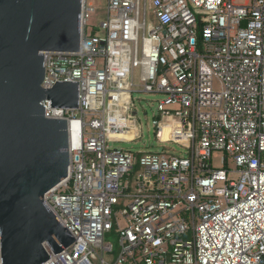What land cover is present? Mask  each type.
<instances>
[{
    "label": "built area",
    "instance_id": "2783aa9c",
    "mask_svg": "<svg viewBox=\"0 0 264 264\" xmlns=\"http://www.w3.org/2000/svg\"><path fill=\"white\" fill-rule=\"evenodd\" d=\"M236 1L105 0L94 28L83 0L78 52L44 54L41 87L78 82V108L41 103L66 120L70 156L44 201L75 240L43 264L263 263L264 0ZM135 75L164 95L156 140L185 157L109 146L139 137Z\"/></svg>",
    "mask_w": 264,
    "mask_h": 264
},
{
    "label": "water",
    "instance_id": "95a60500",
    "mask_svg": "<svg viewBox=\"0 0 264 264\" xmlns=\"http://www.w3.org/2000/svg\"><path fill=\"white\" fill-rule=\"evenodd\" d=\"M82 3L0 0L1 264H43L75 241L44 201L68 177L67 122L41 103L77 109L78 82L41 84L44 54L78 52Z\"/></svg>",
    "mask_w": 264,
    "mask_h": 264
},
{
    "label": "rangeland",
    "instance_id": "374dc122",
    "mask_svg": "<svg viewBox=\"0 0 264 264\" xmlns=\"http://www.w3.org/2000/svg\"><path fill=\"white\" fill-rule=\"evenodd\" d=\"M95 8V13L92 14L87 21V27L96 28L97 23L105 18V0H87ZM242 0H237L236 3H241ZM190 11L196 16H200V11L194 8L192 5H188ZM153 23L155 21L152 17L149 19ZM101 61L97 60V65L101 66ZM134 87L132 88V100L131 105L133 110L137 113L135 118L136 124L139 129V137L132 142H118L111 143L109 146L111 148L121 149L128 151L135 156H140L144 153H156L159 151H166L167 153L177 156V157H185L186 150L181 146L172 143V142H159L156 140L154 135V128L152 125V119L156 115V103L164 98L163 94L155 93V92H144L138 80L137 75L134 77ZM171 108H177V106H170ZM215 156L212 166L213 168H221V158L223 157L222 153H213ZM229 168H233V164L231 162H227ZM133 178H131L132 181ZM124 204H119L115 207V210H121ZM107 240V239H106ZM115 245V240H110ZM115 250H117L115 248ZM116 254V251H114ZM94 264H98L97 260H92Z\"/></svg>",
    "mask_w": 264,
    "mask_h": 264
}]
</instances>
